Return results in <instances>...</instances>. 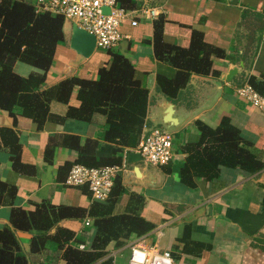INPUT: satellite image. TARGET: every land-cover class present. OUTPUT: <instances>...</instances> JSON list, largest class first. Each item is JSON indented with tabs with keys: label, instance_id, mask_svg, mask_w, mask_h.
Segmentation results:
<instances>
[{
	"label": "crops",
	"instance_id": "1",
	"mask_svg": "<svg viewBox=\"0 0 264 264\" xmlns=\"http://www.w3.org/2000/svg\"><path fill=\"white\" fill-rule=\"evenodd\" d=\"M138 1L139 5L154 7L157 15L153 19L139 17L134 26L123 21L119 31L124 37L111 50L122 54L144 75V124L169 131L172 155L165 165L138 161L129 164L128 171L119 173L122 188L113 213L133 211L154 226L123 246L111 248L107 255L113 264H126L129 243L139 240L147 246L169 250L174 264H264V167L247 173L222 166L211 180L194 178L193 187L179 181V169L186 155L183 145L194 143L199 137L196 121L214 127L227 117L250 152L264 164V114L235 93V88L250 75L264 77V0ZM157 18L162 20L164 41L186 47L192 31H196L205 43L224 53L220 58H211V70L216 74H190L172 99L155 89L158 61L151 39L152 21ZM71 28L72 23L63 20V41L56 46L47 72L48 84L69 76L93 79L109 61L104 49L100 52V48L93 47L85 56L73 49L69 45ZM14 68L22 76L32 70L21 63ZM230 70L235 73L227 80ZM68 104L78 106L72 97ZM66 109V104L50 102L51 117L40 128L27 118H13L0 109V128L12 132L20 161L30 164L33 170L13 171L8 148L0 141V182L14 188L12 195L6 191L0 194V228L10 225V211L15 207L30 209L34 204L47 202L88 209L92 203L85 187L64 184L68 168L77 156L75 145L95 143L92 151L98 159L112 155L113 143L103 139L104 115L93 113L88 121L63 118ZM166 114L170 119L167 123ZM133 148H124L121 159ZM85 218L89 219L88 225L83 223ZM91 222L92 218L85 216L81 220L61 219L57 225L73 232L69 244L74 245L90 242ZM53 231L54 227L48 233ZM183 232L184 246L179 241ZM15 236L29 264L64 263L54 242L47 241L40 252L30 253L31 233L15 231Z\"/></svg>",
	"mask_w": 264,
	"mask_h": 264
},
{
	"label": "trees",
	"instance_id": "2",
	"mask_svg": "<svg viewBox=\"0 0 264 264\" xmlns=\"http://www.w3.org/2000/svg\"><path fill=\"white\" fill-rule=\"evenodd\" d=\"M116 2L128 10L139 5L138 0ZM62 24L60 15L36 11L33 0H0V109L13 118L16 115L27 118L38 128L51 117L50 102L67 105L63 118L88 121L93 113H100L104 115L103 139L113 143L112 155L97 159L92 151L95 143L91 146L76 144L74 163L85 166L119 163L121 151L135 147L141 130L147 128L144 124L147 104L144 75L138 73L122 54L109 48L106 49L109 61L98 69L95 78L69 76L48 84L47 72L56 46L63 41ZM151 43L158 61L155 89L169 99L185 86L190 74H216L211 70V58L224 55L222 49L205 43L201 33L196 31H192L186 47L164 41L160 18L152 21ZM16 63L32 70L22 76L14 68ZM246 82L264 96V77L258 79L250 75ZM71 97L77 100L78 106L68 104ZM195 125L198 140L183 145L186 155L179 169V181L185 186L193 187L194 178L211 180L222 166L247 173L264 167L227 117H222L214 127L201 121H196ZM0 141L8 148L12 170L32 173V166L20 161L16 138L9 129L0 128ZM119 178L118 174L108 197L104 201H92L88 209L47 202L34 204L30 209L12 208L10 225L0 228V264H29L15 231L31 233L30 253L40 252L47 241H52L61 250L63 264H113L111 256L107 255L111 248L123 246L154 226L133 211L113 213V206L121 194ZM5 191L12 195L14 188L0 182V194ZM85 216L92 218L90 242L69 244L73 232L57 222L66 218L81 220ZM52 227L53 233H48ZM184 233L179 239L183 246ZM80 243L82 249L77 247Z\"/></svg>",
	"mask_w": 264,
	"mask_h": 264
},
{
	"label": "built area",
	"instance_id": "3",
	"mask_svg": "<svg viewBox=\"0 0 264 264\" xmlns=\"http://www.w3.org/2000/svg\"><path fill=\"white\" fill-rule=\"evenodd\" d=\"M35 10H43L60 15L77 28L94 37V47L109 49L124 37L119 31L120 24L128 20L131 26L139 17L153 19L157 10L145 3L134 9H123L116 0H33ZM105 9V10H104ZM237 97L249 103L264 114V96L255 91L247 82L235 88ZM138 153L149 165L167 164L172 155V138L161 127H145L137 145L131 150ZM126 167L125 158L119 163L101 166H85L73 163L68 168L64 184L71 187L83 186L92 201H104L111 190L115 177ZM83 223L89 224L85 218ZM78 249L83 244L77 245ZM126 264H174L169 250L147 246L139 240L129 243Z\"/></svg>",
	"mask_w": 264,
	"mask_h": 264
},
{
	"label": "water",
	"instance_id": "4",
	"mask_svg": "<svg viewBox=\"0 0 264 264\" xmlns=\"http://www.w3.org/2000/svg\"><path fill=\"white\" fill-rule=\"evenodd\" d=\"M105 10V9H104ZM69 45L75 49L76 51H78L79 53H81L82 55H88L91 50L94 47V37L83 31L80 28L75 27L74 25H72L71 28V35L69 38ZM235 73L234 70H230L227 73V80L230 79V77ZM168 114H169V109L167 110ZM168 114H166L165 116V122L167 123V121L169 122L170 119H168ZM165 131L169 132L167 129L163 128ZM141 161L144 164H147L145 161L142 160V158L140 157V155L138 153H134V152H127L126 153V157H125V163H126V167L123 169L122 172L128 171L129 168V164H133L135 162Z\"/></svg>",
	"mask_w": 264,
	"mask_h": 264
},
{
	"label": "rangeland",
	"instance_id": "5",
	"mask_svg": "<svg viewBox=\"0 0 264 264\" xmlns=\"http://www.w3.org/2000/svg\"><path fill=\"white\" fill-rule=\"evenodd\" d=\"M65 22V21H64ZM98 49V48H97ZM98 51H100V52H103L104 50L103 49H98Z\"/></svg>",
	"mask_w": 264,
	"mask_h": 264
}]
</instances>
